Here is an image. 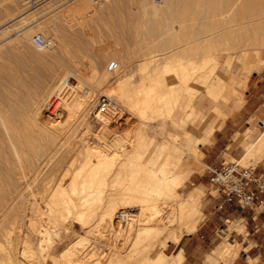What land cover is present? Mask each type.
<instances>
[{
  "label": "rangeland",
  "instance_id": "1",
  "mask_svg": "<svg viewBox=\"0 0 264 264\" xmlns=\"http://www.w3.org/2000/svg\"><path fill=\"white\" fill-rule=\"evenodd\" d=\"M171 1L172 3L169 0L170 6L171 4L174 3L172 6L173 10L174 11L177 10V11L173 12L174 15L173 13H170L171 15L164 14L166 17L170 16L169 18L171 19L173 18L172 20H174V16L176 17L175 20L182 19V21L181 20L179 21H181L182 24L186 26V28H188L189 30H192V27H194V25L196 26L195 28H197L198 25L197 23L199 21L203 25L204 23L206 24L208 21H209L208 23L211 24L209 25L207 23L206 25V27L210 26L209 27L210 29L208 30L207 34L206 33H205L206 35L204 34V36L206 37H204L203 34L201 36L199 34L198 35L199 37L197 36L198 38L196 39L195 38L196 36L193 32L192 33L190 32L192 36L189 34H187L188 36L187 35L182 36L183 39L181 40L180 46L184 45L185 47L189 44L190 50L189 48H187L188 47L187 46L186 49L184 48V51L180 53L181 55L179 56L180 57L183 56L181 57L183 59L179 58V56L172 57V60L176 65L174 67V72H176L179 75H182V73H185L187 71L196 70L195 71L196 74L202 72V74L209 75V77L211 76L210 77L211 80L217 79L216 77L217 74L223 76L225 80H229L231 75L236 74L239 79H243L247 72V67L246 64L244 63L245 60L243 59L244 56L243 53L245 52L244 50L246 49L248 52L247 57L251 58V60L255 62V65H259V64L261 65V68L259 70L253 71L248 76L245 84L240 83L236 85L235 89L237 95L231 96L228 101H224L223 99H217L215 102V99H213L209 94L206 93L204 87L194 98V103H196L198 102L200 95L205 94L206 99L201 105L203 107V110L200 112L201 114L204 115L200 116L199 115L200 113L197 112V114L194 115L195 117L192 116L191 118V120L193 121L191 120H189L190 122L187 121L185 125V129L191 130L196 136H198L201 134V127L205 123L215 121L216 123L215 129L217 128L214 131L213 135L209 138V140H205L202 145L198 146L200 151L202 152V155L200 157V162L202 164L200 166L201 169H197V168L190 169L189 167H187L184 164V162H186L184 159V154L180 156L178 152V148H176L177 146H175V142L173 141L175 133L182 135L184 134V127L182 126L181 119L182 117L185 116V113L188 110L187 108L183 109L180 106L176 110L177 113L175 115V119L177 121H172L171 119H169L168 116L167 118H164L166 117V114H168L167 112H169V109L167 110L166 107L171 108V105H168L163 109V112L165 110L164 117L160 116L162 115L161 114L162 111L161 113L159 112L160 114L158 113V111L156 112V114L158 113L159 116L158 115L156 116L155 112L146 113L145 117L142 114L141 116L140 114L136 116L129 115V117H132L133 119L132 118L128 119L127 116V119L125 120L126 125L123 124L116 127H113L114 125H109V127H106L108 128V130L106 129L107 133H105L106 135L108 134L107 136L105 134H103V136L101 135V133L104 132L105 130L104 129L103 131H101V129L105 127H102V123L97 122L96 119L94 118V115L91 114L92 109L94 108L98 98L100 100L102 95L105 94L109 96L113 95V94L110 95V93L112 90H116L114 81L117 77L123 75L122 77L124 79L126 78L125 79L126 88L128 89L131 88L133 89V86L134 89H136L137 87L140 86V82L142 81L141 79L146 74V70L143 71L142 69V65H143L142 63L145 60H147L148 55L149 56L154 55L155 51L156 53L158 52L160 53L159 50L161 48L160 45L162 43L161 40L163 41L164 38L166 37L169 38L168 37L169 33H167L165 29L167 25L164 24L166 26L163 28V23L164 22L171 23V20L169 21L168 17L167 18L165 17L166 20L163 19L164 15H162V13L155 15L152 9L154 8L152 7L153 4L161 5L162 3L165 2V0H0V56H1L0 57V112L1 114L12 115V116H16L20 114L23 116L27 115L29 112V109H27V107L30 108L33 105V102L37 100L41 95L43 96L45 93L47 94L50 91H52V89L56 86L58 81L63 76H65V73H70L71 71H72L70 73L71 84L73 86L76 85L78 87L83 85L82 88L84 87L85 91L91 92V94L89 95L86 94V92L80 91L78 98L75 101H73L71 105L72 107L68 109L66 116L67 118L65 119L62 125L63 129L68 132L66 136L68 139L64 138V140H68V141L65 142L62 140L63 139L62 136L60 137L62 138L60 141L64 142V145H66L64 146L63 150L67 148L65 149L66 151L65 150L63 151L61 149L63 154L61 153V151H59V154L55 153L56 151L55 149H57L56 147L60 145L58 143V145H55V147L52 146L50 148V151L47 150L46 153H44L43 150H40L38 151L36 156L31 154L33 155V158H31L32 157L31 156L29 158L31 159L30 161H26V159L23 158V162L21 163L23 165L16 162L17 164L16 163L14 164H16L17 166H14L13 163L6 164L7 168H5V165L2 166L3 169L1 168V170L3 172L1 171V174L2 173L4 174H2L3 175L2 179L0 176V180H1L0 181V190H1L0 247L2 245L6 247V250H2L0 248V258H1L0 264L3 263L2 258H4L5 251L8 252L10 251V255L11 256L13 255L12 257L16 260L14 261V264L15 262L17 264H56V263L57 264H66V263L67 264H107V263L150 264L151 263V262L149 263L150 259L155 258V256L157 257L159 255L160 250H163L168 255L169 254L172 255L175 252H177V250L181 249L179 242L177 243L176 247H171L165 250V241L167 237H169L170 234H172L173 231L176 230V232L180 233L182 235L181 238H183L185 235L188 234L186 229L183 228V223L181 221V216L179 213V206H177L179 205L180 203L179 201L181 198L179 195H177L178 198L177 197L175 198V196L170 198L166 197L163 199L158 198L159 203H156V205L157 207L160 208L161 212L160 215L155 219V221L151 222V224L156 223V225L162 229L150 232L144 238V240L140 242L142 244L138 245L139 248L138 247L136 248V245H133L135 243L132 244V241L134 242L135 240L133 233H127L126 237L122 236L123 240L121 239V241H116L117 238L115 233L112 234L113 232L111 233L112 234L111 236L109 235L110 233L109 234L107 233L106 234L107 236L106 235L104 236L102 234L103 230L101 229V225L103 226V223H101V225L99 226L97 225L100 224L99 222H100L102 206L98 207L97 208L98 210L96 209L97 211H99V213L96 211L97 214L95 213L96 215H93L91 217L93 220L91 219L90 220L91 223H89L87 226H82L81 224L76 223L72 219L66 221L65 224L63 222L62 225L56 224L57 222L53 219V217H51L52 215L51 216L49 215V211L46 206L47 203L44 202L46 201L48 195L46 193H43V190L45 189V186L49 188L54 186L55 182L59 180L62 174V170H63L62 168L67 166L68 160L71 159L72 155L73 156L76 155L75 157L78 159L74 163V165H72L71 168H76L81 166V163L83 161L81 150L82 151L84 150L83 146L86 145L85 141H88L87 143L90 142V144L92 145H97V144L103 145L104 143L103 140L109 139L111 141L108 140L107 142H109V144H112L111 149L112 147L114 148L116 146V148L118 147L117 148L118 150L121 147L119 149L121 152H125L124 148L126 146L127 156L129 154L130 155L134 154L135 152L136 154H138L137 157L134 159L135 161L133 162L132 161L128 162L127 160H125V163H127L128 165L129 163L135 164L134 162H137L134 166L130 164L131 168L136 169V171L139 170V167L137 166L141 164L140 167L141 166L142 167L139 171H143L145 168L158 170V168L161 166L160 169L163 168L164 171L169 175L179 174L181 172L185 176L184 184L179 189L181 194L186 195V193L189 190H192L194 187H196L197 184H202L203 186H200V188H202L203 192L201 193L199 205L201 207V210L204 211L206 214L205 218L207 217V213H208L207 208L208 207L211 208V206L213 207L211 208V211L213 212L210 216V219L218 218L220 215H222L223 208L218 207L222 203V198L211 187L209 183V176L208 173L206 172V169L208 163L210 164L215 162L216 160H221L223 157L226 158L227 160L241 159L246 151V146L250 142V139H248L247 134H245L246 133L245 131L248 130L247 128L253 129V137L258 136L263 130L257 124L256 118L251 117L248 123H242L241 125H238L237 131H234L235 133H232L229 139L225 141V143H221V144L215 143L217 131L225 126V123L229 118L236 116V114L241 110L240 109L236 114L227 117L230 114V112H228L229 111L228 106L232 103L240 104L244 101L245 98L247 99V97H249L253 92L252 85L254 82L258 83V87L256 88L255 92H257L258 90L260 91L264 90V60H263L264 58H262L264 56V44H263L264 34H261L262 35L261 36L260 30H255V28H252V26L259 27L260 22L264 20V15H263L264 0H174V1L171 0ZM261 2L263 4H261ZM221 3H223L222 6L220 5ZM260 4L263 7H260L261 6ZM174 5H177L178 8L177 6L175 8ZM223 5H225V7ZM204 7L206 8L209 7L210 9H208V11L204 10ZM213 7L218 12H216L213 9ZM223 7L225 8V11L223 10L224 9ZM200 9H202L201 12L204 10V13L202 12L203 16L206 15L205 17L207 18L209 16L210 17L208 19H205L201 15L200 16L201 18L200 17L198 18ZM219 9L221 10L220 12ZM236 11L240 16L236 15L237 14ZM260 11H261V15H258L260 14ZM197 13L198 15L196 16ZM229 14L231 15V17H233L232 19H235L236 22L238 21L237 24L234 22V20L231 19ZM20 16H24V19H26L27 24L37 22L36 27L32 29L29 27L30 25L28 26L29 28L24 27L22 25V22H20L21 20L23 21V19H21ZM242 16L244 19L242 18ZM254 17L256 18L260 17L259 19L262 20H258V18L255 19ZM18 18L20 19V21ZM252 18L254 19V21H252L253 20ZM184 19L186 20V23ZM204 19L206 20V22L203 23L202 20L204 21ZM248 19L249 20L252 19L250 20L251 22H249ZM226 20L229 22H227ZM223 21L225 22V25L222 26ZM239 21H241V23L243 21V23L245 22L249 24L246 25L243 24L244 29H240V27L242 28L241 26L242 24L239 23ZM155 22L157 24H155ZM160 22L161 24H159ZM201 24L199 23L198 26H200ZM5 25L6 26L10 25V26L6 28ZM219 25H220V29H219ZM237 25L240 26L239 29L241 32L236 27ZM212 26L217 27V29L215 28V32ZM11 27H13V29ZM20 28L22 29V31H20L21 30ZM159 28L161 30L163 28V31L165 30L166 32L164 31L163 34V32ZM177 28L179 29L178 24H177ZM40 29L44 30L47 33V37L50 38L52 37V39H54L55 45L53 50L41 51L38 49V47H36L33 44V35ZM225 29L227 32L225 31ZM234 29L237 30L235 31ZM210 30L214 32L215 37L217 36L216 37L217 39L214 37V34H212ZM247 30L252 32H247ZM224 31L226 33H223ZM253 31L255 34L253 33ZM159 32L163 34V38L162 36H159L160 34ZM208 33L210 34V36ZM227 35L230 37H228ZM250 35L252 37H250ZM202 36L204 37V39L205 38L206 39L203 40ZM207 37H209L210 40L212 41L211 42L212 46L213 43H215V45L212 47L213 50L210 49L211 48L210 43L209 44L207 43V40L208 42H210L209 38L207 39ZM218 37H220V39ZM231 38H233L232 42L230 40ZM244 38L248 39L247 42L245 41ZM250 38H254V40L253 39L251 40ZM260 38L262 41H259ZM215 39L218 43L215 42ZM243 39H244V43H243ZM233 40H235L236 42ZM204 41H206V43L208 44L209 49ZM241 41H242L241 45H238L240 43L237 42H241ZM252 41H254L255 43H253ZM228 42H231V44ZM205 45L208 50L206 49ZM152 50L154 53L152 52V54H149V52H151ZM255 50H257L259 53ZM214 57L218 61H213L212 58ZM111 61H117L119 64L118 68L115 71H110L108 67ZM183 61H185V63ZM178 62L181 63V66L178 65L179 64ZM230 62H232V65L229 64ZM210 63H212L213 65L212 64L209 65ZM159 67L161 68V66ZM150 68L152 69L153 67L151 66ZM213 69H215L216 71L213 72ZM93 70H96L97 77L101 75L103 72H107L110 77L109 79H111L109 80L110 82L108 81L101 85H97L96 82L91 80L90 77L93 74L92 73ZM156 72H158L159 82H161V84H165L166 77L162 69H157ZM208 72H210L211 74ZM72 73H74L75 75ZM194 81L195 83L193 84L194 86H196L195 88H197L198 85L201 86L200 78L199 79L196 78V80L194 79ZM162 89L165 90L166 89L165 86L162 87ZM178 94H180L182 101L187 100L186 98H188V96L187 94H185L184 91H180L178 92ZM112 97L115 100L117 99L116 100L117 102L125 106L124 101H122V99L117 98L116 95ZM87 102L90 103L89 106L91 107V110H89L86 119H82L84 116V112L86 113V109H84L83 104ZM214 103H219L221 105L223 112H225L226 115H220L218 117H215L214 113L211 112L210 109V107ZM173 106L174 105H172V107ZM174 107H173L174 109L177 108L176 105ZM150 115L153 116L149 117ZM62 118H65V116ZM178 120H180V122ZM195 120L197 121L201 120L200 124L196 125L195 123H193ZM174 122L175 124H173ZM172 125H174V127ZM99 135H101V138L99 137ZM120 136L123 138L122 141ZM114 137L116 139H114ZM141 137H144V139H142ZM118 141H120V143ZM110 142H114L115 146L114 143H110ZM177 142L180 143V141ZM139 144L142 145L139 147L138 146ZM168 147H171L170 151L172 153L168 151L169 150L167 149ZM142 149L145 151L144 153ZM128 150L130 151L129 154H128ZM138 151L144 154L143 158L141 156L142 153L140 154ZM166 151H168V153ZM153 152L154 153L157 152L155 154L156 157ZM219 153L221 154L217 158L215 154H219ZM177 154H179V156ZM176 155L178 157H176ZM151 156L153 158H151ZM164 156L165 157L168 156L169 159L173 158L175 160L174 161L175 164L173 162V159L169 160L168 158L166 159ZM50 158L51 159L54 158L55 160L53 159L52 161ZM59 159H62V161L60 160L62 163H59L60 162ZM161 159L165 160V162ZM261 159H258V157H250L240 160V162L244 165L258 166ZM166 160H169V162ZM24 161H26V163ZM56 161L59 162L56 163ZM118 161L120 160H117V162L114 163V165H116L114 167L117 168V166H119V163L123 165L121 167H124L125 163L123 164L121 161L120 162ZM27 162L29 165L27 164ZM167 162L170 164H168ZM161 163L163 165H161ZM56 164L58 165L60 164L59 166L61 170L58 168V165L56 166ZM61 164L63 165V167L61 166ZM127 164H125L123 170L128 166ZM10 165H12V167ZM116 168H113L114 170L112 171L114 173L111 172L112 176L115 175ZM127 168L125 170L128 172L129 168L128 170ZM7 169H11L10 171L13 170L12 173ZM21 169L27 172V174H25L24 171H21ZM117 169H119L118 171L121 170L120 174L123 172L121 168L118 167ZM4 170L7 172L5 173ZM17 170L21 174L18 173ZM118 171L116 170V172ZM139 171H137L138 175L135 174L134 170H132V172H128V174L132 176V174L134 173L135 178L136 176H139L141 178ZM8 172L12 178L14 177V181H11L12 179L10 176L8 179L6 175ZM160 172L159 173L162 174L163 171ZM145 173L146 171H143V175H145ZM124 174H126L127 178L126 177L124 178ZM128 174L122 173L120 177H123L122 179L124 180L120 179L121 182L119 184L121 185L123 184V186L126 185V187L129 186V184L126 182H129L132 179L130 180L128 179L129 178ZM47 175L49 177L50 176L53 177V179L51 177H50L51 179H48L49 177ZM111 175H109V178ZM24 176L26 179L24 178ZM116 177L119 176L116 175ZM144 177L146 176H142V179ZM112 178L114 179L115 177ZM112 178L110 179L113 180ZM135 178L133 177V179ZM119 186L120 185L116 184V186L112 188H116ZM37 188L39 191L37 190ZM33 192L34 194H32ZM108 197L109 196L104 197L105 202H108L110 200ZM107 198L109 200H106ZM105 202L103 200V204ZM122 205L121 207L119 205V207L117 208L119 209L127 208L129 209V211L134 213H138L140 211V207L136 204L134 205V203H131V205L127 204L128 206H126V204L124 206ZM117 208L114 209L113 215L115 214V212H117L118 210ZM168 214L171 215L169 216ZM171 218L174 219L173 222L170 221ZM219 219L220 222L225 224V226H227L228 228L230 227V231L229 232L225 231L226 234H220L212 243H210L206 247L207 250L204 255V261L201 264H205L208 256L212 254V250L218 244H220L223 241L233 242L234 240H236L233 239L231 235L233 229L242 233L245 236L246 241L245 243H242L238 240L234 241V242L238 241L241 244L239 251L237 250L238 254L234 257L232 264H248L249 258H253V257L255 264H264V252L260 255L259 253L260 247H256L254 249L249 250L250 247L254 245L253 241H249L248 243L249 251L247 255L241 254L242 250L245 248L246 242L248 241L245 221L241 223L238 222L240 220L238 219V220H232L234 222L226 221L225 223V221L222 220L220 217ZM30 221H32L33 223ZM201 222L202 221H200L199 224ZM242 224L244 225V227ZM122 226L123 228L126 227L125 224H122ZM90 229H97V232L89 233V231H91ZM7 231L8 233L10 231L11 234L9 235ZM41 231H43V233H41ZM83 238L85 239L84 243L79 245L72 262H70L69 260L68 261L64 260L60 257V253L62 250H64L66 247L70 246L74 242L80 241V239ZM26 243L27 244L29 243L28 245L33 248L34 252H32L33 254H31L33 256H30V254L27 255V253H25L26 252L25 249L28 246ZM41 243L44 244V248L47 247L46 248L47 250L46 249H44V251H42L43 249L41 250ZM132 247L133 248L135 247L136 250L135 248L132 249ZM131 249L132 251L134 250L135 252L133 251V253H131L132 252ZM113 250L114 251L117 250L118 252L117 251L116 252L120 254V257H117L116 259L115 257L118 256V254L116 252H115L116 254L113 253L114 252ZM13 252L15 253L13 254ZM257 252L258 255H256ZM102 253L103 254L105 253L104 254L105 257L103 256ZM100 256H103V258ZM152 262L154 264V261ZM250 262L254 264L252 260ZM183 264H188V263L186 262L184 263V259H183ZM210 264H225V259L222 257H217L216 259L210 261Z\"/></svg>",
  "mask_w": 264,
  "mask_h": 264
},
{
  "label": "bare ground",
  "instance_id": "2",
  "mask_svg": "<svg viewBox=\"0 0 264 264\" xmlns=\"http://www.w3.org/2000/svg\"><path fill=\"white\" fill-rule=\"evenodd\" d=\"M170 2L172 3L171 0H170ZM170 2H169V0H165V2L162 3L161 5L153 4L152 3L153 4L152 7H154L152 9H153L155 15L156 14H159V13H162V15H164V14H166V15L168 14L169 15L170 13L176 12L177 10L174 11L173 10V7H172L174 3L171 4V6H170ZM262 2H261V4H263ZM223 3H221L220 5L222 6ZM251 3H252V1H251ZM228 4H229V2H228ZM249 4H250V2H249ZM174 6L176 8L177 5H174ZM223 6L225 7V5H223ZM263 6H264V4H263ZM263 6L261 5L260 7H263ZM177 8H178V6H177ZM202 9L199 10V16H198V18L201 15L203 16L204 10H207L208 11V9H210V8L209 7L208 8L204 7V10L202 11L203 13L201 12ZM213 9H214V7H213ZM223 10L225 11V8ZM215 11L218 12L217 10H215ZM220 11L221 10L219 9V12ZM200 12H201V14H200ZM178 13H179V11H178ZM207 13H209V12H207ZM225 13H227V12H225ZM236 13L235 14L238 15V12L237 11H236ZM211 14H212V12H211ZM173 15H174V13H173ZM197 15H198V13L196 14V16ZM258 15H261V11H260V14H258ZM194 16H195V14H194ZM205 16H203L205 19H208L210 17L209 16L207 18ZM212 16H214V15H212ZM238 16H240V15H238ZM249 16H250V13H249ZM20 17H21V19H23V21L22 20L20 21L19 18L18 19H19L20 22H22V25L24 27H28L29 25H30L29 27L31 29L36 27L37 22L36 23L27 24V21H26V19H24V16H20ZM163 17H164L163 19H165L166 16L164 15ZM167 17H168L169 21L171 20V23L168 22V21H167L168 23H165L164 22L163 23V28L167 25L165 27V29H166L167 33H169V35H168L169 38L166 37V38H164L163 41L161 40L162 43L160 42L161 43L160 44L161 45V48L159 50L160 53L159 52L156 53V51H155L156 49H155L154 50L155 51V54L154 55H150V56L148 55L147 60H145L142 63L143 64L142 65V69H143V71L146 70V74H145V76L142 77V79H141L142 81L140 80L141 81L140 82V86L137 87L136 89H134V86H133V89L132 88L131 89L126 88V81H125L126 78L124 79L122 77L123 75L120 76V77H117L115 79V81H114V84L116 86L115 87L116 90H112L111 93H110V95H112V94H113L112 96L116 95L117 98L122 99V101H124L125 106L122 105L124 112H121L120 113V116H117V115H115V112L107 104H101L99 102V98L97 99L96 104H95L94 108L92 109L91 114L94 115V118L96 119L97 122L102 123V127H105V128H102L101 127L102 128L101 131H103L105 129L104 132L101 133L102 136H103V134L107 133L106 132V129L108 130V128H106V127H109V125H114L113 127H116V126H120V125L125 124V120L127 119V116H128V119L129 118H132V117H129V115L136 116V115L140 114V116H141V114H142L145 117V114L146 113H149V112H153L154 113L155 112V114H156L157 111H158V113L159 112L161 113V111H162V113H161L162 115H160V116H163L164 117L165 116V114H164L165 113V110L163 112V109L166 106H168V105H171V108H167L166 107L167 110L169 109V112H167L168 114H166V117H164V118H167V116H168L169 119H171L172 121H177L175 119V115L177 113L176 110L180 106L183 109L184 108L185 109L186 108L188 109L186 111V113H185V116L182 117V119H181L182 126L184 127V133L187 134V131L185 130V125H186L187 121L191 120L192 116H194V115L197 114L196 108L193 105V101H194V98L197 96V94L201 91V89L204 87L205 88V91L208 94H210L211 96H213L215 99H218V97H220L224 91H230L231 90V86H229L228 83L223 78H221L218 75L216 76L217 79H214V80L212 79L211 80V78H210L211 76L209 77V75L202 74V72L199 73V74H196V72H195L196 70L195 71H187L185 73H182V75H179L176 72H174V67L176 65L174 64V62L172 60V57L181 55L180 53H182V51H184V48L186 49L187 46H188L187 48H189V44L187 46H185V47H184V45H181L180 46L181 40L183 39L182 36L183 35H187V34H189V35L192 36V34H190V32L191 33L193 32L195 34V36H196L195 38L197 39L199 37L198 36L199 34H200V36L202 34L204 36L205 33L207 34L208 30L210 29L209 28L210 26H207L206 27V25H207V23L209 21L205 24L204 22H206V20L204 19V21L202 20V22L204 23V25L201 24V22L199 21L197 24L199 25V23H200L201 24L200 26H198L196 24L197 25V28H195L196 26L194 25V27L191 26L192 27V30H189L188 28H186V26H184L182 24V22H181L182 19H179V20H181V21H179L177 19L175 20V18H176L175 16H174V20H172L173 18L172 19L169 18L170 16H167ZM230 17H231V15H230ZM232 18L233 17H231V19ZM234 18H235V16H234ZM242 18H243V16H242ZM246 18H247V16H246ZM254 18L257 19L258 17L257 18L254 17ZM259 18H258V20H262V19H259ZM252 19H250V20H252ZM232 20H234V22L236 24L238 23V21L236 22L235 19H232ZM248 20H247V22H248ZM250 20H249V22H251ZM252 21H254V19ZM221 22H222V19H221ZM227 22H229V21H227ZM175 23L178 24L179 29L177 28V24H175ZM185 23H186V20H185ZM218 23H219V21H218ZM239 23H241V21H239ZM155 24H157V23L155 22ZM159 24H161V22ZM164 24H166V25H164ZM208 24L211 25L210 23H208ZM241 24H242L241 25L242 28L240 26H238V25L236 27L238 29H239V27H240V29H244L243 24L246 25V24H249V23H245V22L243 23V21H242ZM19 25H21V24H19ZM223 25H225V22L224 21H223L222 26ZM9 26L10 25H7L6 28H8ZM216 26H217V24H216ZM212 27L214 28V32H215V28L217 29V27H214V26H212ZM11 28L13 29V27H11ZM163 28H162V30L160 28L159 29L164 34V31L165 30L163 31ZM252 28H255V30H260L261 32H264V20L260 22L259 27H253L252 26ZM219 29H220V25H219ZM227 29H228V27H227ZM240 29H239V31H240ZM222 30H223V28H222ZM20 31H22V29ZM32 31H34V30H32ZM225 31H226V29H225ZM225 31L223 33H226L227 32V31L226 32ZM214 32H212V34H214ZM247 32H252V31L247 30ZM261 32H260V35L261 34H264V33H261ZM159 33H160L159 36H162V38H163V34H161V32H159ZM253 33H254V31H253ZM24 35H26V34H24ZM35 35H42L43 37L48 38V39H50L52 41L51 46L46 47V48H39L38 47L39 50H41V51L53 50L54 45H55V41H54V39H52V37L51 38L50 37H47V33L44 30H41V29L38 30L33 35V38H34ZM209 36H210V34H209ZM202 37H200V38H202ZM204 37H206V36H204ZM204 37L202 38L203 40L206 39V38L204 39ZM214 37H215V34H214ZM228 37H230V36H228ZM242 37H244V36H242ZM250 37H252V36L250 35ZM208 38L209 37H207V39ZM218 38L220 39V37H218ZM30 39H32V38H30ZM216 39H215V42L218 43L216 41ZM232 39L233 38L230 39L231 42H232ZM244 39H243V43H244ZM250 39L251 40L252 39L254 40V38H250ZM247 40L248 39H245L246 42H247ZM251 40H250V42H251ZM202 41H201V43H202ZM209 41L210 42H208V40H207V43L208 44L210 43V47H211L210 49L213 50L212 47L215 45V43H213V46H212L211 45L212 44L211 43L212 41L210 40V38H209ZM233 41H235V40H233ZM259 41H262L261 38H260ZM204 42L206 43V41H204ZM231 42H228V43L231 44ZM252 42L255 43L254 41H252ZM207 43H206V45L208 46ZM237 43H240L238 45H241L242 41L241 42H237ZM160 45H159V47H160ZM206 45H205V47H206ZM250 45H252V44H250ZM179 46H180L181 49L179 48ZM178 49H180V50H178ZM206 49H207V47H206ZM208 49H209V46H208ZM189 50H190V48H189ZM244 51L245 52L244 53L242 52V53L244 55L243 56V59L245 60L244 63L246 64V67H247L246 75L248 76L252 72V69L254 68L255 62H253L251 60V58H248L247 57V55H248L247 54L248 53L247 52V49L244 50ZM255 51H257V50H255ZM152 52H153V50L151 52H149V54H152ZM181 57H183V56H181ZM181 57L179 56V58H181ZM205 57H207V56H205ZM208 58H209V56H208ZM262 58H264V56ZM181 59H183V58H181ZM185 59H186V57H185ZM212 60L213 61H218L215 57L212 58ZM176 61H177V59H176ZM183 62L185 63V61H183ZM184 63H183V65H184ZM197 63H199V62H197ZM211 64L212 63H210L209 65H211ZM229 64L232 65V62H230ZM178 65L181 66V63H179ZM231 65H229V66H231ZM151 66L153 67L152 69L150 68ZM159 66H161V68ZM157 69H162V71L164 72L165 77H166L165 84H161V82H159V80H158L159 79L158 78V72H156ZM214 71H216V70L213 69V72ZM210 72H208V73H210ZM70 73H65V76H63L58 81V83L52 89V91H50L47 94L45 93L43 96L41 95L42 97L41 96L39 98L37 97L38 99L33 102V105L30 108L27 107V109H29V112H28L27 115L23 116V115L20 114V115L12 116V115H3L0 112V176H1V179L3 178L2 177L3 176L2 174H4V173L1 174V171H2L1 168H2L3 165H5V168H7L6 164H8V163L9 164H11V163L14 164V163L17 162V163H20L21 164L23 162V158H25L26 161H30L31 159H29V158L31 156H32L31 158H33V155L36 156V154L38 153V151L43 150V152L46 153L47 150L50 151V148L52 146L55 147V145H58V143L60 145L56 147L57 149H55L56 150L55 153H58L59 154V151H61V153H62V150H63L64 146H66V145H64V142H62L60 140L63 138L62 139L63 141H65V142L68 141V140H64V138L65 139H68L66 137L67 134H68V132L66 130H64L63 129V126H62L63 123H64V121H65V119L67 118L66 116H67L68 109H70L72 107L71 105H72L73 101H75L78 98V95H79V92L80 91L86 92V94H89V95L91 94V92L85 91L84 87L82 88L83 85H81L79 87L76 86V85L73 86L71 84V82H70V77H71L70 76ZM92 73H91L92 76H90L91 77V80H93L94 82H96L97 85H101V84H103V83L108 82L109 80H111V79H109L110 77H109V74L107 72H103L98 77L96 76V73H97L96 70H93ZM72 74H74V73H72ZM196 78L197 79L200 78V81H201V86H199L197 84L198 85L197 88H195L196 86H194V84H193V83H195L194 79L196 80ZM231 81H233V82H239L238 78H236L234 75L231 76ZM164 86L166 88L165 90L162 89V87H164ZM180 91H184L185 94H187V96H188V98H186L187 100L182 101V99L180 97V94H178V92H180ZM102 96H107L109 98H113L112 96H109V95H106V94L105 95H102ZM31 104H32V102H31ZM89 104H90L89 102L83 104L84 109H86V113L84 112V116H83L82 119H86V117H87V115L89 113V110H91V107L89 106ZM172 105H174V106L176 105L177 108L174 109L175 107L173 106L174 107L173 108ZM26 112H27V110H26ZM220 112H222V111L220 110ZM158 113L156 114V116L157 115L159 116L160 113L159 114ZM218 114H219V112H218ZM153 115H150L149 117H151ZM64 116H65V118H62ZM163 120H166V119H163ZM178 121L180 122V120H178ZM191 121H193V120H191ZM173 124H175V122ZM172 126L174 127V125H172ZM177 132H178V129H177ZM179 132H181V131H179ZM142 133H143V131H142ZM96 134H94V135H96ZM101 135H99L100 138H101ZM61 136H62V138H60ZM116 136H117V134H116ZM181 136H182V134L175 133L174 134L173 141L175 142V146H177L176 148H178V152H179L180 156L184 154V159L186 161V162H184V164L187 167H189V168H191V167H196V168L199 167V165H200L201 162H200V159H199L200 158V152H199L198 146L196 145L194 147V149L191 150V151H186L177 142V141H181ZM247 136H249V135L247 134ZM115 137H114V139L117 138V137L116 138ZM144 137H145V135H144ZM144 137H141V138L144 139ZM260 137L261 138L258 139V141H256L254 144H252L250 146L251 149H248V151H250L249 152L250 155L248 154L250 157H251V155L258 156L257 154H259V157H260V154L264 153V132H263V136H260ZM208 138L209 137H206V138L200 140V142H202L201 144H203V142L205 140H209ZM103 139H104V137H103ZM111 139H113V138H111ZM122 139L123 138L121 137V141H122ZM108 140L109 139L103 140V142H104L103 145H98V144L97 145H92V144H90V142L87 143L88 141H85V144L86 145L83 146L84 147L83 148L84 150L83 151L81 150L82 156H83L82 157L83 158V161L81 163V166L76 167V168H71L72 165H74V163L78 159V158L75 157L76 155L75 156L72 155L73 157L71 156V159L68 160L67 166L65 165L66 167H63V165L61 164V166L63 167L62 168L63 169L62 170V174H61L59 180L55 182L54 186H52L50 188L47 187V186H45V189L43 190V193H46L48 195V197H47L46 201H44V202L47 203L46 206L48 208L49 215L50 216L52 215L51 217H53V219L57 223L55 221L54 222L56 224H61L62 225L63 222L65 224L66 221H69V220L72 219L76 223L81 224L82 226H87L89 223H91L90 222V220L92 219L91 217L93 215H96L97 212L99 213V211H97L98 210L97 208L102 206V211H101V215H100V222H99L100 224H97L99 226V225H101V223H103V226L101 225V229L103 230L102 231V234L105 236L107 233L108 234L110 233L109 235L111 236L112 234L115 233L116 238H117L116 241H121L122 236L126 237L127 236V233H133L135 240H134V242L132 241V244L135 243L133 245H136V248H137L139 244H142L140 242L142 240H144V238L150 232L155 231V230L157 231V230L162 229L159 226H157L156 223L155 224H151V222L152 221H155V219L160 215V212H161L160 211V208L157 207V205H156V203H159L158 202L159 201L158 198H162L163 199V198H166V197H169L170 198V197H174V196H175V198L176 197L178 198L177 195H179L181 198H180V201H179L180 203L177 206H179V213H180V216H181V221L183 223V228H185L188 233L189 232H193L197 228L198 223L203 218V212H202L201 207L199 205L202 190H199V189L195 188V189H193L191 191L189 190V192H187L186 195H182L181 192L179 191V189L183 185L184 175L181 172L179 174L169 175V174H167L164 171L163 168L160 169L161 166L158 168L159 171L157 169H149V168L146 169L145 168L146 170L144 169L143 171H146V173H145V175H143V171H139L141 169V167H142V166L140 167L141 164L139 166L136 165L137 167H139V170H137V171H139L140 176H141V178L139 176H136V178L139 177V178L136 179L134 173L133 174L130 173V174H132V176H131V175L128 174V172H132V170H134V172L136 171V169H134V168L132 169L131 168V165L134 166L137 162H134L135 164L129 163V165L131 164L129 166L127 163H125V160H127L128 162H130V161L133 162V161H135L134 159L137 157L138 154H136V152L135 153L133 152L134 154H131L130 155L129 152L132 150L130 148L131 150L130 149H129L130 151L128 150V154L129 155L127 156V154H126L127 153L126 146H125V148L123 147L125 149L124 150L125 152H121L119 150L121 147L118 149L119 150L118 151L117 150L118 147L116 148L114 142H110V143H114V146H115L114 148L112 147V149H111V145L112 144H109V142H107ZM109 141H111V140H109ZM60 142H62V143H60ZM83 142H84V140H83ZM118 142L120 143V141H118ZM140 142H142V141H140ZM200 142H199V144H200ZM141 145L139 144L138 146L140 147ZM123 148H122V150H123ZM170 148L171 147H168L167 148V149H169L168 150L169 152H171L170 151ZM65 149H67V148H65ZM144 150H143V153L145 152ZM146 150H147V148H146ZM168 151H166V152L168 153ZM247 152H246V154H247ZM42 153H41V156H42ZM139 153L141 154L142 152H139ZM143 153L141 154L142 158H143V155H144ZM156 153H154V155ZM31 154H33V155H31ZM53 154H54V152H53ZM179 154H177V155L179 156ZM154 155H153V157H154ZM165 155H167V154H165ZM177 155H176V157H178ZM125 156H127V157H125ZM174 156H175V154H174ZM56 157H57V154H56ZM56 157H54V158H56ZM153 157L151 156V158H153ZM155 157H156V155H155ZM165 158L167 159L168 156L165 157ZM53 159H51V160L53 161ZM163 159H161V160H163ZM171 159H173V158H171ZM171 159H169V160H171ZM60 160L62 161V159H59V161ZM117 160H120L123 164L125 163V164L128 165L127 167L129 168V170L126 167L127 170H128V172L125 170L126 168L124 169L125 172L123 170V168L125 167V164H124V167H121V166H123L121 163H119V166H117V168L119 167V168H121L123 170L122 173H127L128 174V176H129L128 179L129 180L132 179L130 181L129 180H126V181H129V182H126L125 181L126 183L129 184L128 187H126V185L123 186V184L122 185L119 184L121 182L120 179H122L123 177H120L122 175V173L120 174V171L121 170L118 171L119 169H117L116 167H114V166H116V165H114V163H116ZM169 160H166V161L169 162ZM26 161H24V162L26 163ZM59 161H56V163H58ZM61 161L59 163H62ZM120 161H118V162H120ZM163 161L165 162V160H163ZM174 161L175 160L173 159V162ZM181 161H182V159H181ZM162 163H161V165H163ZM16 164H14V166H17ZM27 164H28V162H27ZM168 164H170V163H168ZM171 164H173V163H171ZM174 164H175V162H174ZM21 165H23V164H21ZM57 165L58 164H56V166ZM59 165H58V168L60 169V166ZM148 165H149V162H148ZM10 166L12 167V165H10ZM18 167H19V165H18ZM47 167H49V166H47ZM112 167L113 168H116V170L118 171V172H116V170H115V175L114 176L111 175L112 173H114L112 171V170H114ZM20 168H21V166H20ZM155 168H157V167H155ZM23 169H24V167H23ZM71 169H73V170H71ZM7 170L10 171L11 169H7ZM15 170H16V168H15ZM18 170H17V172L20 173ZM12 171H10V172L12 173ZM21 171H24V170L21 169ZM137 171L135 172L136 175H138L137 174ZM160 171H163L162 174H160L161 173ZM168 171H170V170H168ZM6 172L7 171H5V173ZM25 174H27V172H25ZM6 175H7L8 179H9V176H10L9 175V172ZM109 175H111L110 178H112V177H115V178L114 179L112 178L113 180H111L109 178ZM116 175L119 176V177H116ZM17 176H19V175H17ZM142 176H146V177H144L142 179ZM50 177L48 179H51V178L53 179V177H51V178ZM125 177H126V174H124V178ZM133 177L135 179H133ZM24 178H25V176H24ZM116 178H118V179H116ZM11 179H10L11 181H14V177L13 178L11 177ZM122 180H124V179H122ZM125 182H124V184H125ZM116 184L120 185L121 187L119 186V187H116V188H112V187H115ZM26 188H28V187H26ZM2 189H3V187H2ZM35 189H36V187H35ZM37 190H38V188H37ZM0 192H1V190H0ZM32 194H34V192ZM105 196H109L108 198L110 200L108 198L106 199V200H109L108 202H105V199H104ZM103 200L105 202L104 204H103ZM131 203H134V205L136 204V205H138L140 207V211L138 213L131 212L127 208H121V209L117 208V207H119V205H120V207H121L122 204H123L122 206H124L125 204H126V206H128L129 204L131 205ZM159 206H161V205H159ZM115 208H117L118 210L116 209L117 212H115V214L113 215V212H114V209ZM18 209H19V207H18ZM174 209H176V208H174ZM99 210H101V209H99ZM172 210H173V208H172ZM32 221H33V218H32ZM32 221H30V222H32ZM170 221L173 222L174 219L171 218ZM122 224H125L126 227L123 228ZM180 225H182V224H180ZM180 225H179V227H180ZM95 227H96V225H95ZM90 230L91 231H89V233H91V232L92 233H96L97 232V229H90ZM7 233H8V231H7ZM41 233H43V231H41ZM8 234L9 235L11 234L10 231H9ZM181 237H182V235L180 233L176 232V230L173 231L172 234H170V236L167 237V239L165 241V247L167 246V244L169 242H171L173 240L174 241H179ZM84 240H85L84 238L83 239H80V241H76L73 244H71L70 246L66 247L64 250L61 251L60 257L62 259H64V260H67V261L69 260L70 262H72V260L75 257L76 250L78 249V247H79L80 244H83L84 243ZM221 243H224V242H221ZM238 246L239 245H237L236 243L235 244H229V243L226 244V242H225V245H220L219 247H217L213 251H214V253H215L216 256H220V257H225L226 258V256H233V255H235L237 253ZM0 248L2 250H6V247H4L2 245H1ZM46 248H44V244L41 243V250L43 249L42 251H44V249H46ZM134 248L132 247V249H134ZM136 248H135V250H136ZM132 249H131V251H132ZM25 251L24 252L27 253V255L30 254V256H33L31 254H33L32 252H34V250L29 245L26 247ZM116 251H114L113 253H115ZM133 251L131 253H133ZM15 252H13V254ZM4 253H5L4 258H2V262L3 263H1V264H14V261H16V260L12 257L13 255L12 256L10 255V251L9 252L8 251H5ZM104 254H103V256H104ZM103 256H100V257L103 258ZM209 256H211V255H209ZM1 257H3V256H1ZM117 257H120V254H118V256H116L115 258L117 259ZM151 259H150L149 263L151 262L152 264H153L152 261H154V264H182L183 252H182V250H180L179 253H177V254H175L173 256H169L163 250H160L159 251V255L157 257L155 256V258H153L152 261H151ZM58 260H59V258H58ZM112 261H114V260H112ZM250 261H249V263L252 264V262H250ZM108 262H111V261H108ZM229 262H230V260H229ZM207 263L208 262H206V264ZM15 264H17V263L15 262ZM107 264H109V263H107ZM228 264H230V263H228Z\"/></svg>",
  "mask_w": 264,
  "mask_h": 264
},
{
  "label": "crops",
  "instance_id": "3",
  "mask_svg": "<svg viewBox=\"0 0 264 264\" xmlns=\"http://www.w3.org/2000/svg\"><path fill=\"white\" fill-rule=\"evenodd\" d=\"M260 68H261L260 64L255 65L254 68L252 69V72L259 70ZM254 73H256V72H254ZM217 75L220 76L221 78H223V76H221L219 74H217ZM233 75L236 78H238V76L236 74H233ZM231 76H230L229 80H225L223 78L228 83V85L231 86V90L230 91H224L222 93V95L220 97H218V99L224 98L223 99L224 101H228L231 96H236L237 95L236 89H235L236 85H238L240 83L245 84V82L248 78V76L245 74L243 79L238 78L239 82H233V81H231ZM257 87H258V83L254 82L252 85L253 92L251 93V95L249 97H247V99L245 98L244 101L240 104L232 103L228 106V108H229L228 112H230V114L227 117L234 115L240 109L241 110L236 114V116L229 118L227 120V122L225 123V126L224 127L221 126L222 128L217 131L215 143H218V144L225 143V141H227V139H229L230 135L232 133H235L234 131H237L238 125H241L242 123H248L251 117L256 118L257 124L263 130L261 131V133L258 136L253 137V129L247 128L248 132L247 131H245V132H246V134L249 135L248 139H250V142H249L250 145L248 144L246 146V151L244 153V155L246 157L243 155L241 160H243V158L244 159L250 158V156H249L250 151H248V149H251L250 146L252 144H254L256 141H258V139L261 138L260 136H263V132H264V90L263 91L258 90L257 92H255ZM211 97L214 98L213 96H211ZM205 99H206L205 94H202V95H200L198 102L194 103V101H193V105L196 108L197 112L200 113L203 110V107L201 105L203 104ZM216 100L217 99H215V102H216ZM245 100H246V102H245ZM210 109H211V112L214 113L215 117H218L220 115H226L225 112H223L221 105L219 103H214L210 107ZM220 110L222 112H220ZM218 112H219V114H218ZM199 115L203 116L204 114L200 113ZM200 122H201V120H199V121L195 120L193 123H195L196 125H199ZM215 127H216L215 121L205 123L201 127V134L198 136H196L191 130L185 129L187 131V134L184 133L181 136V141L179 144L186 151H191L194 149V147L196 145L197 146L202 145L201 144L202 142H200V140H202L206 137L210 138L213 135L212 133H214V131L217 129V128L215 129ZM199 142H200V144H199ZM199 152H200V157H201L202 152L200 151V149H199ZM246 152H247V154H246ZM220 154L221 153L215 154V156L218 158ZM257 155L258 156L251 155V157H258V159H261L262 157L263 158L260 160L258 166H255L256 172L264 175V153L260 154V157H259V154H257ZM210 164L208 163L207 166ZM201 165L202 164L200 163V165H199V167H197V169H200ZM194 168H196V167H191L190 169H194ZM206 172L208 173L207 169H206ZM208 176H209V173H208ZM184 181H185V176H184ZM184 181H183V184H184ZM198 183H200V182H198ZM200 186H203V185L197 184L196 187H194L193 189L197 188L199 190H202V188H200ZM202 192H203V190H202ZM211 208H213V207L211 206ZM211 208L210 207L207 208L208 213H207L206 218H205V215H206L205 212L202 211L205 219L204 218L201 219L202 222L200 224L198 223V226L194 230V232H189L183 238H180V240L182 239L181 241L180 240L179 241H171L168 243V245L165 247V250H167L171 247H176L177 243H179V242H180V248H181V249L177 250V252H175L174 254H172V255L169 254V256H173V255L179 253L180 250L183 249L184 263L185 262L188 264H201V263H203L204 255H205L206 250H207L206 247L210 243H212L220 234H226L225 231H228V232L230 231V229H229L230 227L228 228L227 226H225L224 223L220 222L219 217L222 220H224L225 223H226V221L231 222L232 220H238V219H240L238 222H241V223L243 221H245L248 241L246 242L245 248L241 252L242 255H247L249 250L254 249L256 247H260L259 248L260 255L264 252V208L258 207V206H254L252 208L241 207V206H239L237 201H233L232 203L224 204V207L222 210V215H220L218 218L210 219V216L213 212V211H211ZM232 222H234V221H232ZM235 222H237V221H235ZM243 227H244V225H243ZM231 235H232L233 239H236L242 243H245V241H246L245 236L242 233L236 231L235 229H233ZM236 240H234V241H236ZM234 241L233 242L223 241L224 243L218 244L213 250H215L220 245H225V242H226V244L227 243H229V244H235L236 243L237 245H239L238 246V251H239L241 243L238 241L237 242H234ZM249 241L254 242V245L252 247H250V249L248 248ZM213 250H212V254H210L211 256H208L209 258H207V261H206V262H208L207 264H210V261H212L214 259V257H215V259L217 257H220V256H216ZM238 251L235 255H233L234 257L238 254ZM256 255H258V252ZM233 256H226V258L222 257V258H225V264H228V263L232 264V261L234 259ZM253 258H249V261L252 259V261L255 263ZM229 260H230V262H229ZM206 262H205V264H206ZM182 264H183V260H182ZM248 264H250V263L248 262Z\"/></svg>",
  "mask_w": 264,
  "mask_h": 264
},
{
  "label": "built area",
  "instance_id": "4",
  "mask_svg": "<svg viewBox=\"0 0 264 264\" xmlns=\"http://www.w3.org/2000/svg\"><path fill=\"white\" fill-rule=\"evenodd\" d=\"M33 43L39 48H46L51 46L52 41L42 35H35ZM118 66L117 61H111L108 67L110 71H115ZM99 102L107 104L117 116L124 112L122 104L114 98L102 96ZM207 171L211 187L222 198L219 208L233 201H237L241 207L264 208V175L257 173L255 166L244 165L239 160H227L223 157L208 165Z\"/></svg>",
  "mask_w": 264,
  "mask_h": 264
}]
</instances>
